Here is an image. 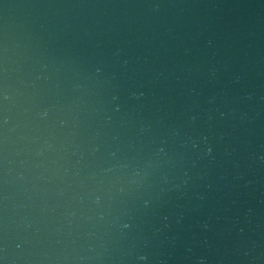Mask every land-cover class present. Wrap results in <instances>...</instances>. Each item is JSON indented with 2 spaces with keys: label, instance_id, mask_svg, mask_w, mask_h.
<instances>
[{
  "label": "water",
  "instance_id": "water-1",
  "mask_svg": "<svg viewBox=\"0 0 264 264\" xmlns=\"http://www.w3.org/2000/svg\"><path fill=\"white\" fill-rule=\"evenodd\" d=\"M0 264H264V0H0Z\"/></svg>",
  "mask_w": 264,
  "mask_h": 264
}]
</instances>
